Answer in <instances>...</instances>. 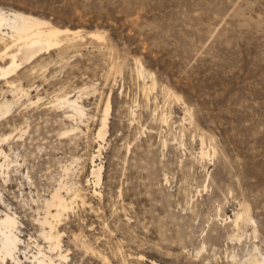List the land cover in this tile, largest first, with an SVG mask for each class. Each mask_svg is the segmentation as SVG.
I'll list each match as a JSON object with an SVG mask.
<instances>
[{"label": "rangeland", "instance_id": "obj_1", "mask_svg": "<svg viewBox=\"0 0 264 264\" xmlns=\"http://www.w3.org/2000/svg\"><path fill=\"white\" fill-rule=\"evenodd\" d=\"M0 9L80 33L13 72L24 90L0 78V102L16 100L0 114V215L15 214L23 241L18 263L0 264H41L39 251L52 258L43 264H252L254 247L264 256V0ZM66 94L84 116L56 102ZM56 189L71 201L51 249L40 220ZM244 205L253 220L235 223Z\"/></svg>", "mask_w": 264, "mask_h": 264}, {"label": "bare ground", "instance_id": "obj_2", "mask_svg": "<svg viewBox=\"0 0 264 264\" xmlns=\"http://www.w3.org/2000/svg\"><path fill=\"white\" fill-rule=\"evenodd\" d=\"M89 35L101 38L99 33L96 34L91 32ZM76 36H80L79 30H71L67 27H57L50 24L47 20L30 14H24L20 11H4L0 9V59L7 57V62L4 65L0 64V78H4V83L12 87L11 92L16 93L19 89L24 90L20 84L15 83V78H12V76H15L16 74L14 75L13 72L20 68L23 63L29 59L37 56L44 50L46 51L52 47L54 48L63 40L69 45V42H71ZM55 100L59 105H64L70 110L71 113L67 114L68 116H72L73 118L76 116H84V109L78 103L77 98L73 99L66 94L63 98ZM15 102L16 100L9 101L7 99L0 102V114L9 111ZM109 109L110 101L108 99L104 108L101 128L98 131V135L101 136V138L107 131V114ZM73 128L71 129L73 130ZM7 136L8 135H4L3 138H6ZM99 151L95 156L100 155ZM1 153H3V156L6 155L2 148L0 149V154ZM94 161H92L90 174L93 177V184L96 185L101 180L102 166L96 164ZM0 166L2 165L0 164ZM93 193L96 194L98 192L97 190H93ZM75 196L83 197L79 191L74 193L73 197ZM70 199L68 200L67 197L60 193L59 189H56L53 191L50 199L45 200V214L40 220V225L42 227L41 234H43L44 238L48 239L49 247L51 249L59 247L60 233L55 227L57 221L60 219V215L69 207ZM239 219L244 222H252L251 220H253V218L248 212L247 205L242 207L241 212L235 213V218L233 219L235 223L239 221ZM45 227H47L48 230H45ZM254 231L255 230L253 229V232ZM18 233V221L16 220L15 214L12 212H4L0 215V262L5 261V263H8L9 260H14L17 263L19 262L18 260H20L19 258L21 257L17 254L20 251V246L23 241ZM201 250H203L202 247ZM38 253L39 256L33 255V259L37 260L38 263L43 264L46 259L52 260L51 256L44 254L45 252L43 253L39 251ZM58 257L63 260L66 258V255L58 252ZM248 260L252 264H264V256L258 252L256 247H254L252 251L250 250Z\"/></svg>", "mask_w": 264, "mask_h": 264}]
</instances>
